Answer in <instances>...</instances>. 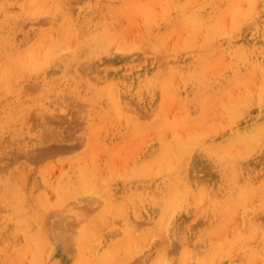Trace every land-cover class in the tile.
<instances>
[{
  "label": "rangeland",
  "instance_id": "1",
  "mask_svg": "<svg viewBox=\"0 0 264 264\" xmlns=\"http://www.w3.org/2000/svg\"><path fill=\"white\" fill-rule=\"evenodd\" d=\"M73 1L0 0V264H22L23 260V264H264V133L256 129L264 119V94L259 99L261 90L264 92V14H261L264 13V0ZM181 1H186L187 6L183 7ZM234 1H239V4ZM233 2L236 8L230 4ZM102 3L107 4L102 6ZM238 19V24L232 23ZM165 45L167 49L163 47ZM220 53L223 54L220 56ZM218 55L220 60L217 59ZM219 61H226L225 65ZM249 71H253L254 76L248 74ZM239 74L249 81L242 77L240 79ZM170 77L176 78V83ZM243 83L247 85H240ZM254 87H257V91ZM224 88L228 89L224 91ZM244 88L250 98L241 91ZM231 93L233 97L236 95L235 98ZM236 93H239L238 96ZM229 97L233 98L232 101ZM223 99L224 103L221 102ZM210 100L213 102L210 103ZM214 123L215 128L212 127ZM221 123H224V127ZM208 124L209 130L206 129ZM201 126L206 127V130ZM245 137L247 140H242ZM53 146H56L57 156L52 155L56 153L55 149L51 152L47 150ZM218 148H221V153ZM44 151L45 155H42L47 157H42L40 152ZM122 157L126 161H122ZM226 157L228 160H225ZM166 159L172 161L168 167ZM120 162H126V166ZM229 169L232 170L230 176ZM234 173L236 176L238 174L240 180L235 178ZM95 175L101 178L96 184ZM203 190L208 194H204ZM194 197L202 202L201 205L197 204ZM54 203H59V209H56ZM163 204L166 209L169 208L166 214L163 212L166 210ZM51 205L55 210L48 209L52 208ZM172 205L174 210H171ZM88 207L91 209H86ZM63 210L64 214H60ZM169 230L171 237L167 232ZM151 232L156 233L154 239ZM33 234H36L35 239ZM165 238L169 240L167 243ZM119 247L122 250L126 248L120 252ZM16 250L23 253L16 254ZM39 251L43 253L44 261ZM27 252L30 256L24 255ZM256 253L258 257L259 254L262 256L258 258ZM214 257H217L216 260ZM131 258L134 263L130 261Z\"/></svg>",
  "mask_w": 264,
  "mask_h": 264
},
{
  "label": "bare ground",
  "instance_id": "2",
  "mask_svg": "<svg viewBox=\"0 0 264 264\" xmlns=\"http://www.w3.org/2000/svg\"><path fill=\"white\" fill-rule=\"evenodd\" d=\"M2 1H3V0H2ZM15 1H16V0H15ZM70 1H71V0H70ZM100 1H101V0H100ZM109 1H110V0H109ZM129 1H130V0H129ZM203 1H204V0H203ZM225 1H226V0H225ZM240 1H242V0H240ZM244 1L247 2V0H244ZM5 2H6V1H5ZM73 2H75V0H74ZM73 2H71V3H73ZM104 2H105V0H104ZM115 2H116V1H115ZM162 2H164V1H162ZM181 2L183 3V7H186V6H187L186 1H181ZM191 2H192V1H191ZM234 2H236V1H234ZM234 2H233V3H230V4H231V5L233 4L232 6H234V4H235ZM246 2H245V3H246ZM75 3H76V2H75ZM108 3H109V2H108ZM113 3H114V2H113ZM119 3H120V2H119ZM146 3H147V2H146ZM149 3H150V2H149ZM171 3H172V2H171ZM187 3H188V1H187ZM200 3H201V2H200ZM200 3H198V4H200ZM202 3H203V2H202ZM222 3H223V2H222ZM236 3L239 4V1H237ZM258 3H259V1H258ZM103 4L105 5V4H107V3H102V6H103ZM115 4H116V3H115ZM223 4H224V3H223ZM240 4H241V3H240ZM52 5H53V4H52ZM70 5H71V4H70ZM74 5H75V4H74ZM78 5H80V4H78ZM142 5H143V4H142ZM192 5H193V4H192ZM235 5H236V4H235ZM244 5H245V4H244ZM256 5H257V4H256ZM256 5H255V7H256ZM258 5H259V4H258ZM16 6H17V5H16ZM83 6H84V5H83ZM138 6H139V5H138ZM161 6H162V5H161ZM164 6H165V5H164ZM173 6H174V5H173ZM240 6H242V5H240ZM251 6H253V5H251ZM25 7H26V5H25ZM104 7H105V6H104ZM118 7H119V6H118ZM135 7H136V6H135ZM139 7H140V6H139ZM255 7H254V10H256ZM257 7H258V6H257ZM71 8H72V7H71ZM162 8H163V7H162ZM234 8H236V7L234 6ZM27 9H28V8H27ZM139 9H140V8H139ZM160 9H161V8H160ZM41 10H42V9H41ZM133 10H135V9H133ZM136 10H137V9H136ZM145 10H146V9H145ZM160 11H161V10H160ZM170 11H171V10H170ZM181 11H183V10H181ZM259 11H260V10H259ZM259 11H258V12H259ZM41 12H43V11H41ZM150 12H151V11H150ZM172 12H173V11H172ZM213 12H214V11H213ZM220 12H221V11H220ZM242 12H243V11H242ZM135 13H136V12H135ZM39 14H40V13H39ZM124 14H125V13H124ZM141 14H142V13H141ZM157 14H158V13H157ZM244 14H245V11H244V13H243V16H244ZM253 14H254V13H253ZM253 14H252V15H253ZM255 14H256V13H255ZM261 14H264V13H261ZM37 15H38V14H37ZM42 15H43V14H42ZM131 15H132V17H133V13H132ZM161 15H162V13H161ZM219 15H220V14H219ZM221 15H222V14H221ZM258 15H259V14H258ZM34 16H35V15H34ZM38 16H39V15H38ZM70 16H71V15H70ZM147 16H148V15H147ZM158 16H159V15H158ZM238 16H239V13H238ZM41 17H42V16H41ZM72 17H73V14H72ZM134 17H136V16H134ZM144 17H146V16H144ZM159 17H160V16H159ZM208 17H209V16H208ZM217 17H218V16H217ZM241 17H242V16H241ZM39 18H40V17H39ZM42 18H43V17H42ZM42 18H41V19H42ZM141 18H142V17H141ZM160 18H161V17H160ZM160 18H159V20H160ZM212 18H213V17H212ZM239 18H240V17H239ZM43 19H44V18H43ZM65 19H66V18H65ZM67 19H68V18H67ZM67 19H66V20H67ZM225 19H226V18H225ZM240 19H241V18H240ZM39 20H40V19H39ZM39 20H38V21H39ZM208 20H209V19H208ZM241 20H242V19H241ZM67 21H68V20H67ZM128 21H129V20H128ZM138 21H139V20H138ZM221 21H222V19H221ZM243 21H244V20H243ZM243 21H242V23H244ZM250 21H251V20H250ZM45 22H46V21H45ZM69 22H71V20H70ZM152 22H153V21H152ZM216 22H217V21H216ZM229 22H230V21H229ZM234 22H235V23H234ZM234 22H232V23H233V24H238V23L240 22V20H239V19H238V20H234ZM47 23H48V22H47ZM140 23H141V21H140ZM156 23H159V22H157V20H156ZM217 23H218V22H217ZM43 24H44V22H43ZM65 24H66V23H65ZM72 24H73V23H72ZM221 24L223 25V23H221ZM229 24H230V23H229ZM229 24H228V25H229ZM247 24H248V23H247ZM247 24H246V26H247ZM68 25L71 26L70 23H67V24H66V26H68ZM149 25H150V23H149ZM153 25H154V24H153ZM181 25H183V24H181ZM244 25H245V23H244ZM24 26H25V25H24ZM72 26H73V25H72ZM75 26H76V25H75ZM151 26H152V25H151ZM217 26H218V25H217ZM220 26H221V25H220ZM233 26H234V25H233ZM61 27H62V26H61ZM154 27H155V25H154ZM187 27H188V26H187ZM189 27H190V26H189ZM203 27H204V26H203ZM241 27H242V25H241ZM139 28H140V27H139ZM152 28H153V27H152ZM185 28H186V27H185ZM228 28H229V27H228ZM242 28H243V27H242ZM244 28H245V27H244ZM52 29H53V28H52ZM52 29H51V30H52ZM218 29H220V27H218ZM226 29H227V28H226ZM48 30H49V29H48ZM68 30H69V29H68ZM125 30H127V29L125 28ZM136 30H138V28H137ZM178 30H179V29H178ZM197 30H198V29H197ZM203 30H204V29H203ZM227 30H228V29H227ZM44 31H45V30H44ZM44 31H43V32H44ZM52 31H53V30H52ZM57 31H58V30H57ZM138 31H139V30H138ZM187 31H188V30H187ZM187 31H186V32H187ZM201 31H202V29H201ZM223 31H224V30H223ZM45 32H47V31H45ZM48 32H49V31H48ZM65 32H66V31H65ZM151 32H152V31H151ZM199 32H200V30H199ZM224 32H225V31H224ZM71 33H72V31H71ZM134 33H135V32H134ZM195 33H196V32H195ZM227 33H229V32H227ZM18 34H19V33H18ZM72 34H74V33H72ZM125 34H126V33H125ZM179 34H180V33H179ZM200 34H202V33H200ZM218 34H219V33L217 32V35H218ZM45 35H46V34H45ZM183 35H184V34H183ZM190 35H191V34H190ZM193 35H194V34H193ZM202 35H203V34H202ZM217 35H216V37H217ZM17 36H18V35H17ZM64 36H65V35H64ZM121 36H122V35H121ZM157 36H158V35H157ZM163 36H164V35H163ZM196 36H197V35H196ZM49 37H50V36H49ZM55 37H56V36H55ZM55 37H54V38H55ZM66 37H67V35H66ZM116 37H117V36H116ZM123 37H124V36H123ZM182 37H183V36H182ZM182 37H181V39H182ZM216 37H215V38H216ZM74 38H75V37H74ZM117 38H119V37H117ZM124 38H125V37H124ZM185 38H186V37H185ZM199 38H200V37H199ZM213 38H214V37H213ZM39 39H40V38H39ZM42 39H43V36H42ZM121 39H122V38H121ZM125 39H126V38H125ZM193 39H195V38L193 37ZM197 39H198V38H197ZM201 39H202V38H201ZM48 40H49V39H48ZM54 40H55V39H54ZM118 40H119V39H118ZM118 40L116 39L115 41H118ZM74 41H75V39H74ZM86 41H87V40H86ZM179 41H180V40H179ZM181 41H182V40H181ZM195 41H196V39H195ZM198 41H199V40H198ZM205 41H207V39H206ZM37 42H38V41H37ZM47 42H48V41H47ZM182 42H183V41H182ZM38 43H39V42H38ZM75 43H76V41H75ZM114 43H115V42H114ZM168 43H169V42H168ZM172 43H173V42H172ZM66 44H67V43H66ZM66 44H65V42H64V45H65V46H67ZM73 44H74V43H73ZM73 44H71V45H73ZM115 44H116V43H115ZM119 44H120V43H119ZM187 44H188V43H187ZM197 44H198V42H197ZM60 45H62V44H60ZM68 45H69V43H68ZM71 45H70V46H71ZM113 45H114V44H113ZM176 45H177V44H176ZM205 45H206V44H205ZM1 46H2V45H1ZM39 46H40V45H39ZM58 46H59V45H58ZM74 46H75V45H74ZM171 46H172V45H171ZM177 46H178V45H177ZM177 46H176V49H177ZM42 47H43V46H42ZM59 47H60V46H59ZM68 47H69V46H67V48H68ZM111 47H112V46H111ZM163 47H166V45L163 46ZM51 48H52V47H51ZM51 48H50V49H51ZM56 48H57V47H56ZM70 48H71V47H70ZM168 48H169V45H168ZM185 48H186V47H185ZM74 49H75V48H74ZM110 49H111V48H110ZM166 49H167V47H166ZM176 49H175V50H176ZM60 50H62V48H61ZM63 50H65V49H63ZM66 50H68V49H66ZM71 50H72V49H71ZM173 50H174V49H173ZM177 50H178V49H177ZM57 51H58V49H57ZM162 51H163V49H162ZM168 51H169V50H168ZM55 52H56V51H55ZM55 52H53V53H55ZM60 52H61V51H60ZM64 52H65V51H64ZM56 53H57V52H56ZM58 54H59V53H58ZM222 54H223V53H222ZM222 54L220 53L219 55L221 56ZM59 55H60V54H59ZM59 55H58V56H59ZM219 55H218V57H217L218 60H220V59H219V58H220ZM55 56H56V55H55ZM214 56H215V55H214ZM225 56H226V54H225ZM18 57H19V56H18ZM22 57H23V56H22ZM223 57H224V55H223L221 58L223 59ZM56 58H57V57H56ZM22 59H23V58H22ZM39 59H40V58H39ZM11 60H12V59H11ZM55 60H56V59H55ZM214 60H215V59H214ZM3 61H4V60H3ZM24 62H25V61H24ZM84 62H85V61H84ZM86 62H88V61H86ZM217 62H218V61H216V63H217ZM219 62H220V61H219ZM221 62H222V61H221ZM221 62H220V63H221ZM224 62H226V61H224ZM224 62L221 63V65H223ZM1 63H2V62H1ZM25 63H27V62H25ZM36 63H37V62H36ZM214 63H215V62H214ZM244 63H245V62H244ZM37 64H38V63H37ZM81 64H83V62H81ZM84 64H85V63H84ZM88 64H89V63H88ZM211 64H212V63H211ZM211 64H210V65H211ZM226 64H227V63H226ZM38 65H39V64H38ZM79 65H80V63H79ZM224 65H225V64H224ZM206 66H207V65H206ZM206 66H205V67H206ZM214 66H215V64H214ZM228 66H229V65H228ZM255 66H256V65H255ZM26 67H27V66H26ZM79 67H80V66H79ZM218 67H219V66H218ZM223 67H224V66H223ZM196 68H197V67H196ZM206 68H207V67H206ZM208 68H210V67H208ZM212 68H213V66H212ZM236 68H237V67H236ZM228 69H229V68H228ZM30 70H31V69H30ZM79 70H80V69H78V71H79ZM206 70H207V72H208V69H206ZM206 70H205V71H206ZM205 71H204V72H205ZM25 72H26V71H25ZM175 72H176V71H175ZM209 72H211V70H209ZM252 72H253V71H252ZM252 72L250 73V71H249L248 74L251 75ZM256 72H257V70H256ZM176 73H177V72H176ZM202 73H203V72H202ZM240 73H241V72H240ZM246 73H247V71H246ZM173 74H174V73H173ZM173 74H172V75H173ZM257 74H258V72H257ZM177 75H178V74H177ZM185 75H186V74H185ZM243 75H245V72H244ZM243 75L241 74V76H240V74H239V77H240V79L243 78V80L246 81V80H247V77H245V76H243ZM246 75H247V74H246ZM252 75H253V74H252ZM175 76H176V75H174L173 77H175ZM253 76H254V75H253ZM176 77L178 78V76H176ZM241 77H242V78H241ZM255 77H256V75H255ZM165 78H167V76H166ZM170 78H171V77H170ZM237 78H238V77H237ZM244 78H246V79H244ZM168 79H169V78H168ZM183 79H184V78H183ZM238 79H239V78H238ZM250 79H251V78H250ZM253 79H254V78H253ZM253 79H252V80H253ZM163 80H164V79H163ZM170 80H171V81H172V80H175V83H176V80H177V79H176V78H174V79L171 78ZM235 80L237 81V79H235ZM171 81H170V82H171ZM201 81H203V80H201ZM241 81H242V80H241ZM241 81H240V82H241ZM245 81H244V82H245ZM248 81H249V80H247V82H248ZM250 81H251V80H250ZM258 81H259V80H258ZM177 82H178V81H177ZM240 82H239V83H240ZM252 82H253V81H252ZM252 82H251V84H252ZM163 83H164V82H163ZM167 83H168V82H167ZM178 83H179V82H178ZM234 83H235V82H234ZM254 83H255V82H254ZM10 84H11V82H10ZM165 84H166V82H165ZM237 84H238V83H237ZM237 84H236V85H237ZM251 84H250V85H251ZM263 84H264V80H263ZM106 85H107V83H106ZM110 85H111V84H110ZM166 85H167V84H166ZM187 85H188V84H187ZM231 85H232V84H231ZM231 85H230V86H231ZM240 85H247V84H246V83H245V84L243 83V84H240ZM248 85H249V84H248ZM253 85H254V84H253ZM108 86H109V85H108ZM111 86H112V85H111ZM238 86H239V84H238ZM251 86H252V85H251ZM251 86H250V87H251ZM254 86H255V85H254ZM105 87H106V86H105ZM109 87H110V86H109ZM172 87H173V86H172ZM186 87H187V86H186ZM223 87H224V86H223ZM228 87H229V86H228ZM250 87H249V88H250ZM165 88H166V87H165ZM165 88H164V89H165ZM254 88H255V87H254ZM254 88H253V89H254ZM256 88H257V87H256ZM256 88H255V89H256ZM111 89H112V88H111ZM173 89H174V88H173ZM177 89H178V88H177ZM222 89H223V88H222ZM224 89H225L224 91H226V89H228V88H224ZM246 89H247V88H246ZM255 89H254V90H255ZM261 89H262V88H261ZM261 89H260V90H261ZM263 89H264V87H263ZM165 90L167 91V89H165ZM239 90H241V89H239ZM243 90H245V88H244ZM243 90H241L243 93H245V94L247 93V94H248V92H247L246 90H245V91H243ZM249 90H250V89H249ZM219 91H220V90H219ZM229 91H230V88H229ZM229 91H228V93H230ZM233 91H234V89H233ZM241 91H240V92H241ZM256 91H257V89H256ZM262 91H263V90H261V96H259V99H261L260 97H262L263 94H264V92H262ZM206 92H207V91H206ZM220 92H221V94H222V93L224 94L223 91H220ZM218 93H219V92H218ZM249 93H252V92H249ZM255 93H256V92H255ZM212 94H213V93H212ZM221 94H220V95H221ZM236 94H237V93H236ZM238 94H239V93H238ZM238 94H237V96H238ZM245 94H244V95H245ZM241 95H242V93H241ZM113 96H114V95H113ZM209 96H210V95H209ZM212 96H213V95H212ZM217 96H218V95H217ZM227 96H229V95H226V97H227ZM231 96L233 97L232 93H231ZM231 96H230V97H231ZM235 96H236V95H235ZM235 96H234L233 98H235ZM242 96H243V95H242ZM214 97H215V94H214ZM214 97H213V100H214ZM226 97H225V98H226ZM230 97H229V99H230ZM240 97H241V96H240ZM244 97H245V96H244ZM248 97L250 98L249 94H248ZM248 97H247V98H248ZM177 98H178V97H177ZM206 98H208V97H206ZM223 98H224V97H223ZM233 98H231V99H233ZM238 98H239V97H238ZM247 98H245V99H247ZM252 98H253V97H252ZM254 98H255V96H254ZM75 99H76V97H75ZM181 99H182V98H181ZM181 99H180V100H181ZM211 99H212V98H211ZM231 99H230V101H232ZM239 99H240V98H239ZM78 100H79V99H78ZM205 100H206V99H205ZM216 100H217V99H216ZM248 100L251 102L250 99H248ZM254 100H255V99H254ZM176 101L178 102V99H176ZM211 101H212V100H210V103H211ZM220 101H221V100H220ZM220 101H219V102H220ZM224 101H225V100L223 99V101H221V102L224 103ZM212 102H213V101H212ZM234 102H235V101H234ZM75 103H79V102H75ZM183 103H184V102H183ZM237 103H238V102H237ZM178 104H179V102H178ZM208 104H209V103H208ZM208 104H207V105H208ZM213 104H214V103H213ZM218 104H221V103H218ZM78 105H79V104H78ZM209 105H210V104H209ZM224 105H225V104H224ZM224 105H223V108H224ZM226 105H227V104H226ZM182 106H183V105H182ZM212 106H213V105H212ZM212 106H211V107H212ZM177 107H178V106H177ZM179 107H180V106H179ZM206 107H207V106H206ZM213 107H214V106H213ZM216 107H217V106H216ZM208 108H210V107H208ZM223 108H222V109H223ZM227 108H228V106H227ZM177 109H178V108H177ZM220 109H221V108H220ZM212 110H213V109H212ZM177 111H178V110H177ZM217 111H218V110H217ZM221 111H222V110H219V112H221ZM175 112H176V111H175ZM179 112H180V111H179ZM183 112H184V111H183ZM213 112H214V111H213ZM219 112H218V113H219ZM222 112H223V111H222ZM210 113H211V112H210ZM214 114H215V113H214ZM179 115H180V114H179ZM179 115H178V117H179ZM201 115H202V114H201ZM215 115H217V114H215ZM215 115H212V116H215ZM172 116H173V114H172ZM164 117L166 118V116H164ZM164 117H163V118H164ZM209 117H210V116H209ZM218 117H219V116H218ZM218 117H217V118H218ZM220 117H221V116H220ZM223 117H224V116H223ZM223 117H222V119H224ZM225 117H226V116H225ZM165 118H164V119H165ZM204 118H205V117H204ZM180 119H181V117H180ZM199 119H200V118H199ZM202 119H203V118H202ZM218 119H219V118H218ZM137 120H138V119H137ZM137 120H136V122H137ZM174 120H175V119H174ZM216 120H217V119L212 120V121L214 122V121H216ZM159 121H160V120H159ZM183 121H184V120H183ZM191 121H192V120H191ZM195 121H196V120H195ZM219 121H220V119H219ZM173 122H174V121H173ZM180 122H181V121H180ZM192 122H193V121H192ZM232 122H233V121H232ZM127 123H129V122H127ZM130 123H131V122H130ZM160 123H161V121H160ZM163 123H164V122H163ZM182 123H183V122H182ZM190 123H191V122H190ZM194 123H195V122H194ZM194 123H193V126H194ZM225 123H226V122H225ZM140 124H141V123H140ZM171 124H172V123H171ZM179 124H180V123H179ZM198 124H200V123H197V125H198ZM218 124L220 125L219 122H218ZM258 124H261V125L256 126V129H257L258 131H263V133H264V125H263V124H264V119L262 120V122L260 121V123H258ZM258 124H257V125H258ZM123 125H124V124H123ZM123 125H122V126H123ZM184 125H185V122H184ZM187 125H188V122H187ZM195 125H196V123H195ZM201 125H202V124H201ZM211 125H213V123H212ZM219 125H218V126H219ZM225 125H226V124H225ZM127 126H129V125H127ZM139 126H140V125H139ZM139 126H138V127H139ZM163 126H164V124H163ZM169 126H170V125H169ZM175 126H176V125H175ZM189 126H191V125H189ZM199 126H200V125H199ZM199 126H197V130H198V127H199ZM208 126H209V124L207 125V128L205 127L207 130H209ZM221 126L224 127V123H223V124L221 123ZM253 126H254V125H253ZM132 127H133V126H132ZM141 127H142V126H141ZM141 127H140V129H141ZM167 127H168V125H167ZM195 127H196V126H195ZM201 127H202V126H201ZM212 127L215 128V123H214V126H212ZM212 127H210V128H212ZM216 127H217V126H216ZM144 128H145V127H144ZM144 128H143V129H144ZM146 128H147V127H146ZM151 128H152V127H151ZM160 128H162V127H160ZM160 128H159V129H160ZM164 128H165V126L163 127V129H164ZM183 128H184V127H183ZM202 128H203V127H202ZM202 128H201V129H202ZM205 128H203V129H205ZM218 128L220 129V127H218ZM225 128H226V127H225ZM225 128H223V130H224ZM163 129H162V130H163ZM175 129H176V128H175ZM206 129H205V130H206ZM212 129H213V128H212ZM216 129H217V128H216ZM244 129H246V128H244ZM248 129H250V128H248ZM55 130H56V129H55ZM91 130H92V129H91ZM132 130H133V129H132ZM132 130H131V131H132ZM136 130H138V129H136ZM136 130H135V131H136ZM146 130H147V129H145V131H146ZM166 130H169V129H166ZM170 130H171V129H170ZM181 130H182V129H181ZM181 130H180V131H181ZM185 130H186V127H185ZM199 130H200V129H199ZM221 130H222V129H221ZM240 130H241V129H240ZM250 130H251V129H250ZM70 131H71V130H70ZM115 131H116V130H115ZM158 131H160V130H158ZM171 131H172V130H171ZM175 131H176V130H175ZM178 131H179V130H178ZM188 131H189V129H188ZM188 131H187V132H188ZM211 131H213V130H211ZM243 131H244V130H243ZM111 132H112V131H111ZM120 132H121V131H120ZM132 132H133V131H132ZM136 132H137V131H136ZM139 132H140V130H139ZM141 132H143V130H142ZM141 132H140V133H141ZM153 132H154V131H153ZM164 132H165V131H164ZM183 132H184V131H183ZM189 132H191V131H189ZM194 132H195V131H194ZM205 132H206V131H205ZM220 132H221V131H220ZM244 132H245V131H244ZM256 132H257V131H256ZM72 133H73V132H72ZM105 133H106V132H105ZM133 133H134V132H133ZM143 133H144V132H143ZM143 133H142V134H143ZM151 133H152V132H151ZM160 133H161V132H160ZM165 133H166V132H165ZM167 133H168V131H167ZM174 133H176V132H174ZM179 133H180V132H179ZM195 133H197V132H195ZM206 133H207V132H206ZM211 133H215V132H211ZM247 133H249V132H247ZM250 133H251V132H250ZM257 133H258V132H257ZM154 134L156 135V133H154ZM172 134H173V133H172ZM176 134H177V133H176ZM181 134H182V133H181ZM187 134H189V133H187ZM190 134H191V133H190ZM192 134H193V132H192ZM236 134H237V133H236ZM243 134H244V133H243ZM251 134H252V133H251ZM53 135H54V134H53ZM71 135H72V134H71ZM73 135H74V134H73ZM73 135H72V136H73ZM110 135H111V134H110ZM116 135H117V134H116ZM136 135H138V134H136ZM146 135H148V133H147ZM159 135H161V134H159ZM184 135H186V134H183V136H184ZM201 135H202V134H201ZM209 135H210V134H209ZM240 135L242 136V134H240ZM240 135H238V136H240ZM244 135H246V134H244ZM247 135H248V134H247ZM262 135H264V134H262ZM62 136H63V135H62ZM67 136H69V135H67ZM138 136H139V135H138ZM138 136H137V137H138ZM144 136H145V135H144ZM149 136H151V134H150ZM197 136H198V134H197ZM203 136H204V135H203ZM238 136H236V137L238 138ZM127 137H128V136H127ZM129 137H130V135H129ZM134 137H135V136H134ZM141 137L144 138L142 135H141ZM157 137H158V136H157ZM170 137H171V136H170ZM201 137H202V136H201ZM75 138H76V137H75ZM93 138H94V136H93ZM93 138H92V139H93ZM96 138H97V137H96ZM145 138H146V137H145ZM180 138H182V137H180ZM183 138H184V137H183ZM234 138H235V137H234ZM240 138H241V137H240ZM240 138H238V139H240ZM245 138H246V137H245ZM245 138H243L242 140H247V138H246V139H245ZM70 139H72V138L70 137ZM99 139H100V138H99ZM125 139H126V138H125ZM130 139H132V138H130ZM135 139H136V138H135ZM169 139H170V138H169ZM138 140L140 141V138H138ZM144 140H145V139H144ZM124 141H125V140H124ZM124 141H122V142L124 143ZM127 141H128V140H127ZM132 141H133V140H132ZM178 141H180V140H178ZM183 141H184V139H183ZM186 141H187V140H186ZM83 142H84V141H83ZM92 142H93V141H92ZM190 142H191V141H190ZM117 143H118V142H117ZM123 143H122V144H123ZM152 143H153V142H152ZM181 143H182V142H181ZM198 143H199V142H198ZM244 143H246V142H244ZM84 144H85V143H84ZM103 144H104V143H102V145H103ZM124 144H125V143H124ZM133 144H135V143L133 142ZM178 144H179V142H178ZM59 145H60V142H59ZM86 145H87V144H86ZM119 145H120V144H119ZM135 145H136V144H135ZM179 145H180V144H179ZM202 145H203V144H202ZM103 146H105V145H103ZM123 146L125 147L126 145H123ZM129 146L131 147L132 144L129 145ZM173 146H174V145H173ZM217 146H218V145H217ZM226 146L228 147V145H226ZM241 146H242V145H241ZM130 147H128L127 149L130 150V149H129ZM181 147H182V146H181ZM219 147H221V146H219ZM232 147L234 148V146H232ZM242 147H243V146H242ZM95 148H96V147H95ZM101 148H102V147H101ZM150 148H151V147H150ZM175 148H176V147H175ZM195 148H197V147H195ZM223 148H224V147H223ZM223 148H222V149H223ZM225 148H226V147H225ZM230 148H231V147H230ZM237 148H239V147H237ZM237 148H236V149H237ZM240 148H241V147H240ZM54 149H55L54 152H56V153H55V154H52V153H54V152H52L51 154H52L53 156H54V155L57 156L56 146H55V147L53 146L52 148H48L47 150H50V152H51V151L54 150ZM106 149H107V148H106ZM117 149H118V146H117ZM173 149H174V148H173ZM220 149H221V148H220ZM220 149L218 148V150H220ZM227 149H228V148H227ZM234 149H235V148H234ZM234 149H233V150H234ZM242 149H243V148H242ZM60 150H61V149H60ZM114 150H115V149H114ZM120 150H121V149H120ZM161 150H162V149H161ZM71 151H72V149H71ZM71 151H70V152H71ZM95 151H96V150H95ZM99 151H100V149H99ZM103 151H105V150L103 149ZM123 151H124V150H123ZM173 151H174V150H173ZM173 151H172V152H173ZM192 151H193V150H192ZM223 151H224V150H223ZM223 151H222V152H223ZM231 151H232V150H231ZM35 152H36V151H35ZM68 152H69V151H68ZM84 152H85V151H84ZM84 152H83V153H84ZM105 152H107V151H105ZM162 152H163V151H162ZM228 152H229V149H228V151H227L226 153L228 154ZM232 152H233V151H232ZM232 152H231V154H232ZM234 152H236V151H234ZM238 152H239V151H238ZM242 152H243V151H242ZM40 153H41V155H42V154L45 155V151H44V153H42V152H40ZM48 153H49V151H48ZM48 153H47V154H48ZM119 153H120V151L118 152V154H119ZM126 153L128 154V152H126ZM164 153H165V152H163V154H164ZM189 153H191V152H189ZM220 153H221V150H220ZM226 153H225V155H226ZM36 154H37V153H36ZM49 154H50V153H49ZM95 154H96V153H95ZM103 154H104V153H103ZM115 154H116V151H115L114 154H112V157H113V155L115 156ZM127 154H126V155H127ZM163 154H162V155H163ZM215 154H216V153H215ZM231 154H230V156H231ZM39 155H40V154H39ZM44 155H42V157H43ZM52 155H51V156H52ZM85 155H87V154L85 153ZM128 155H129V154H128ZM173 155H174V154H173ZM176 155H178V154H176ZM220 155H221V154H220ZM236 155H237V154H236ZM34 156H35V155H34ZM34 156H33V157H34ZM49 156H50V155H49ZM79 156L83 157V155H79ZM120 156H122V155H120ZM165 156H166V155H165ZM233 156H234V155H233ZM31 157H32V155H31ZM31 157H30V158H31ZM35 157L37 158V155H36ZM40 157H41V156H40ZM44 157H47V155L44 156ZM74 157H76V156H74ZM88 157H89V156H88ZM97 157H98V156H97ZM117 157L119 158V156H117ZM123 157H125L124 154H123ZM123 157H122V158H123ZM163 157H164V156H163ZM239 157H240V156H239ZM28 158H29V157H28ZM36 158H35V159H36ZM69 158H70V157H69ZM69 158H68V159H69ZM84 158H85V157H84ZM86 158H87V157H86ZM115 158H116V157H115ZM154 158H155V157H154ZM157 158H158V156H157ZM168 158H169V157H168ZM174 158H175V157H174ZM227 158H228V157H226L225 160H228ZM231 158H232V157H231ZM31 159H32V158H31ZM31 159H30V160H31ZM42 159H43V158H42ZM42 159H40V160H42ZM61 159H62V158H61ZM61 159H60V160H61ZM81 159H82V158H81ZM94 159H95V158H94ZM101 159H102V157H101ZM119 159H120V158H119ZM158 159H159V162H160V158H158ZM163 159H164V158H163ZM170 159H172V158H170ZM223 159H224V158H223ZM38 160H39V158H38ZM89 160H90V159H89ZM98 160H99V159H98ZM98 160H97V161H98ZM115 160H116V159H115ZM123 160L126 161L125 158H123L122 161H123ZM151 160H152V159H151ZM168 160H169V159H168ZM219 160H220V159H219ZM225 160H224V161H225ZM234 160H235V159H234ZM20 161H21V160H20ZM33 161H34V160H33ZM36 161H37V160H36ZM73 161H74V158H73ZM86 161H87V160H86ZM99 161H100V160H99ZM103 161H104V160H103ZM148 161L150 162V159H149ZM154 161H155V159H154ZM166 161H167V159H166ZM166 161H165V162H166ZM170 161H171V160H170ZM170 161H167L168 164H169V165H168V164L166 163V164H167V165H166L167 167L170 166ZM220 161H221V160H220ZM231 161H232V160H231ZM57 162H58V161H57ZM69 162H70V160H69ZM69 162H68V163H69ZM88 162H89V161H88ZM118 162H119V161H118ZM145 162H146V160H145ZM157 162H158V160H157ZM171 162H172V161H171ZM227 162H228V161H227ZM62 163H63V162H62ZM79 163H80V162H79ZM83 163H86V162H83ZM89 163H90V162H89ZM104 163H105V162H104ZM106 163H108V162L106 161ZM115 163H116V162H115ZM127 163H128V162H127ZM155 163H156V162H155ZM155 163H154V164H155ZM220 163H222V162H220ZM48 164H50V163H48ZM48 164H47V166H48ZM63 164H64V163H63ZM92 164H93V163H92ZM110 164L112 165V163H110ZM110 164H109V165H110ZM120 164H122V163L120 162ZM123 164L125 165L126 162H124ZM123 164H122V165H123ZM143 164H144V163H143ZM145 164H146V163H145ZM160 164H161V163H160ZM234 164H235V163H234ZM0 165H1V163H0ZM20 165H21V164H20ZM77 165H78V164H77ZM99 165H100V164H99ZM118 165H119V163H118ZM147 165H148V163H147ZM149 165H150V164H149ZM155 165H157V164H155ZM161 165H162V164H161ZM171 165H172V164H171ZM11 166H12V165H11ZM53 166H54V165H53ZM53 166H52V167H53ZM60 166H63V165H60ZM69 166H70V165H69ZM82 166H83V165H82ZM82 166H81V167H82ZM90 166H91V165H90ZM90 166H88V167H90ZM115 166H116V165H115ZM115 166H114V167H115ZM125 166H126V165H125ZM172 166H173V165H172ZM33 167H34V166H33ZM57 167H58V165H57ZM57 167H56V168H57ZM64 167H65V166H64ZM67 167H68V165H67ZM100 167H101V166H100ZM100 167H99V168H100ZM106 167H107V166H106ZM106 167H105V169H106ZM117 167H118V166H117ZM117 167H116V168H117ZM120 167H121V166H120ZM144 167H145V166H144ZM150 167H152V166H150ZM155 167H157V166H155ZM158 167H159V165H158ZM160 167L162 168L163 166H160ZM227 167H228V165H227ZM7 168H8V167H7ZM7 168H6V169H7ZM45 168H46V167H45ZM69 168H71V167H69ZM108 168H109V166H108ZM108 168H107V169H108ZM110 168H111V166H110ZM116 168H115V169H116ZM121 168H122V167H121ZM124 168H125V167H124ZM141 168H142V167H141ZM148 168H149V167H148ZM153 168H154V165H153ZM233 168H234V167H233ZM29 169H31V168H29ZM53 169H54V168H53ZM58 169H59V168H58ZM62 169H63V168H62ZM62 169H61L60 171H62ZM73 169H74V168H73ZM96 169H97V168H96ZM96 169H95V170H96ZM122 169H123V168H122ZM142 169L144 170V168H142ZM166 169H168V168H166ZM235 169H237V168H235ZM64 170H65V169H64ZM75 170H76V169H75ZM87 170H88V169H87ZM95 170H94V174H95ZM117 170H118V169H117ZM117 170H115V171H117ZM145 170H146V168H145ZM168 170H169V169H168ZM217 170H218V169H217ZM46 171H47V169H46ZM58 171H59V170H58ZM60 171H59V172H60ZM69 171H70V170H69ZM69 171H68V172H69ZM101 171H102V170H101ZM105 171H106V170H105ZM109 171H110V170H109ZM115 171H114V172H115ZM120 171H121V170H120ZM140 171H141V170H140ZM148 171H149V170H148ZM155 171H158V170L155 169ZM169 171H170V170H169ZM222 171H223V169H222ZM231 171H232V170H231ZM231 171H230V169H229V172L227 171V172H228V176H230L229 174L231 173ZM96 172H98V171H96ZM123 172H124V171H123ZM227 172H226V173H227ZM237 172H239V170H238ZM47 173H48V172H47ZM49 173H50V172H49ZM54 173H55V172H54ZM56 173H57V172H56ZM56 173H55V175H56ZM103 173H104V172H103ZM105 173H106V172H105ZM132 173H133V172H132ZM134 173H135V171H134ZM142 173H143V172H142ZM45 174H46V173H45ZM51 174H53V173H51ZM51 174H50V175H51ZM57 174H58V173H57ZM107 174H108V172H107ZM107 174H106V177H107ZM109 174L111 175V173H109ZM116 174H118V171H117ZM152 174H153V173H152ZM235 174H236V173H234V175H235ZM20 175H21V173H20ZM55 175H54V176H55ZM83 175H84V174H83ZM92 175H93V174H92ZM98 175H99V174H98ZM234 175H233V177H234ZM25 176H26V175H25ZM45 176H46V175H45ZM48 176H49V175H48ZM70 176H71V174H70ZM99 176H101V175H99ZM151 176H152V175H151ZM221 176H222V175H221ZM231 176H232V175H231ZM52 177H53V176H52ZM64 177H65V176H64ZM93 177H94V176H93ZM95 177L97 178V175H95ZM101 177H102V176H101ZM106 177H104V179H105ZM109 177H110V176H109ZM239 177H240V176H239ZM14 178H15V177H14ZM23 178H24V177H23ZM26 178H27V177H26ZM28 178H29V176H28ZM45 178H46V177H45ZM45 178H44V179H45ZM48 178H49V177H48ZM48 178H47V179H48ZM54 178H55V177H54ZM70 178H71V177H70ZM80 178H81V176H80ZM89 178H90V177H89ZM96 178H95V179H96ZM112 178H113V177H112ZM219 178H220V177H219ZM235 178H236V179L238 178V174H237V176L235 175ZM243 178H244V177H243ZM51 179H52V178H51ZM83 179H84L83 182H85V178H83ZM83 179H82V180H83ZM99 179L101 180L100 177H99ZM99 179L97 178V180H95V184H96V181H98ZM113 179H115V177H114ZM113 179H112V180H113ZM183 179H184V177H183ZM222 179H223V178H222ZM227 179H228V177H227ZM233 179H234V178H233ZM238 179H239V178H238ZM74 180H75V179H74ZM82 180H81V181H82ZM217 180H218V179H217ZM239 180H240V179H239ZM21 181H23V179H22ZM32 181H33V180H32ZM61 181H62V180H61ZM81 181H80V182H81ZM87 181H88V180H87ZM104 181H105V180H104ZM104 181H102V183H103ZM181 181H182V179H181ZM187 181H188V179H187ZM49 182H50V180H49ZM77 182H78V181H77ZM83 182H82V183H83ZM188 182H190V181H188ZM5 183H6V182H5ZM45 183H46V182H45ZM51 183L53 184V182H51ZM51 183H50V184H51ZM85 183H86V182H85ZM92 183H94V182L91 181V184H92ZM100 183H101V182H100ZM182 183H183V182H182ZM240 183H241V182H240ZM21 184H22V183H21ZM26 184H27V181H26ZM48 184H49V183H48ZM61 184H62V183H61ZM67 184H68V183H67ZM91 184H90V185H91ZM237 184H239V183L237 182ZM34 185H35V184H34ZM74 185H75V184H74ZM78 185H79V182H78ZM87 185H88V182H87ZM92 185H93V184H92ZM183 185H184V184H183ZM29 186H30V185H29ZM51 186H52V185H51ZM54 186H55V185H54ZM54 186H53V187H54ZM59 186H60V185H59ZM95 186H98V187H99V185H95ZM184 186H185V185H184ZM4 187H5V186H4ZM34 187H35V186H34ZM70 187H71V185H70ZM185 187H186V186H185ZM23 188H24V187H23ZM30 188H31V187H30ZM46 188H47V187H46ZM83 188H84V187H83ZM90 188H91V186H90ZM174 188H175V187H174ZM176 188H177V186H176ZM205 188H206V187H205ZM253 188H254V187H253ZM20 189H21V188H20ZM59 189H60V187H59ZM78 189H80V188L78 187ZM78 189H77V190H78ZM236 189H237V188H236ZM260 189H261V188H260ZM262 189H263V188H262ZM84 190H85V188H84ZM177 190H178V189H177ZM200 190H201V189H200ZM253 190H254V189H253ZM60 191H61V190H60ZM79 191H80V190H79ZM89 191H90V190H89ZM173 191H174V190H173ZM203 191H204V194H206L207 191H205V190H203ZM255 191H256V190H255ZM10 192H11V190H10ZM16 192H17V191H16ZM40 192L43 194L42 191H39V193H40ZM84 192H85V191H84ZM175 192H176V191H175ZM260 192H261V191H260ZM87 193H88V192H87ZM105 193H106V192H105ZM161 193H162V192H161ZM172 193H173V192H172ZM202 193H203V192H202ZM202 193H201V194H202ZM241 193H242V192H241ZM18 194H19V193H18ZM18 194H16L15 196L17 197ZM20 194H22V193H20ZM57 194H58V193H57ZM82 194L84 195V193H82ZM98 194H99V193H98ZM168 194H169V193H168ZM175 194H176V193H174V195H175ZM207 194H208V193H207ZM207 194H206V195H207ZM217 194H219V193H217ZM45 195H46V194H45ZM83 195H80V196H83ZM101 195H102V194H101ZM206 195H202V196L205 198ZM244 195H246V194L244 193ZM160 196H161V195H160ZM199 196H200V194H199ZM202 196H201V197H202ZM208 196H209V195H208ZM257 196H258V195H257ZM4 197H5V196H4ZM18 197H19V196H18ZM20 197H21V196H20ZM36 197H37V196H36ZM135 197H136V196H135ZM206 197H207V196H206ZM239 197H240V196H239ZM249 197H250V196H249ZM13 198H14V197H12V201H13ZM184 198H185V197H184ZM194 198H196V197H194ZM204 198H203V199H204ZM213 198H214V197H213ZM240 198H242V197H240ZM39 199H40V198H39ZM39 199L37 198V200H39ZM52 199H53V198H52ZM57 199H58V198H57ZM165 199H166V198H165ZM176 199H177V197H175V200H176ZM188 199H189V198H188ZM255 199H256V198H255ZM255 199H252V201H254ZM15 200H16V199H15ZM17 200H18V199H17ZM42 200H43V199H42ZM59 200H60V199H59ZM175 200L172 199L173 202H174ZM182 200L184 201V199H182ZM204 200H206V199H204ZM245 200H247L246 197H245ZM250 200H251V199H250ZM39 201H40V200H39ZM44 201H45V200H44ZM46 201H47V200H46ZM83 201H84V200H83ZM158 201H159V200H158ZM196 201H197V198H196ZM201 201H202V199H201ZM206 201H207V200H206ZM248 201H249V199H248ZM248 201H247V202H248ZM10 202H11V201H10ZM60 202H61V201H60ZM79 202H80V201H79ZM156 202H157V201H156ZM165 202H166V201H165ZM176 202H177V201H176ZM197 202H198V201H197ZM222 202H223V201H222ZM247 202H246V203H247ZM45 203H46V202H45ZM56 203H57V202H56ZM56 203H54V204H56ZM150 203H151V202H150ZM178 203H180V202H178ZM201 203H202V202L199 201L197 204H198V205H201ZM204 203H207V202H204ZM204 203H203V204H204ZM237 203H238V202H237ZM8 204H9V203H8ZM54 204H53V205H54ZM84 204H85V203H84ZM123 204H124V203H123ZM126 204H127V202H126ZM175 204H176V203H175ZM180 204H181V203H180ZM197 204H195V205H197ZM213 204H214V202H213ZM229 204H230V203H229ZM229 204H228V205H229ZM252 204H253V202H252ZM41 205H42V204H41ZM45 205H47V204H44V205H42V206H45ZM57 205H59V203L56 204V206H55L56 209H59ZM164 205H165V204H163V206H164ZM176 205H177V204H176ZM181 205H182V204H181ZM245 205H246V204H245ZM247 205H249V204L247 203ZM122 206H123V205H122ZM204 206H205V205H204ZM231 206H232V205H231ZM231 206H230V207H231ZM240 206H241V205H240ZM243 206H244V205H243ZM256 206H257V205H256ZM50 207H52V205H51ZM167 207H169V206H167ZM261 207H263V206H261ZM80 208H81V207H78V209H80ZM95 208H97V207H95ZM95 208H94V209H95ZM98 208H99V207H98ZM98 208H97V209H98ZM123 208H125V207H123ZM126 208H127V207H126ZM163 208H164V207H162V210H163ZM175 208H176V206H175ZM238 208H239V207H238ZM238 208H237V210H238ZM263 208H264V207H263ZM32 209H33V208H32ZM48 209H54V207H52V208H48ZM60 209H61V208H60ZM81 209H82V208H81ZM83 209H84V208H83ZM86 209L89 210V209H91V208L88 207V208H86ZM94 209H92V210H94ZM118 209H119V206H118V208H117V211H118ZM120 209H122V207H121ZM165 209H166V205H165ZM167 209H169V208H167ZM167 209L164 210L163 212L167 211ZM172 209L174 210L173 205H172L171 210H172ZM227 209H228V208H227ZM229 209H230V208H229ZM249 209H250V208H249ZM30 210H31V209H30ZM54 210H55V209H54ZM104 210H106V209H104ZM123 210H124V209H123ZM171 210H170V212H171ZM234 210H236V209H234ZM237 210H236L235 212H237ZM56 211H57V210H56ZM69 211H70V210H69ZM69 211H68V212H69ZM79 211H80V210H79ZM82 211H83V210H82ZM120 211H121V210H120ZM223 211H224V210H223ZM231 211H232V210H231ZM26 212H27V211H26ZM26 212H25V213H26ZM51 212L53 213V210H51ZM51 212H49V214H52ZM54 212H55V211H54ZM63 212H64V210L62 211V213L60 212V214H64ZM90 212H92V211H90ZM90 212H89V214H90ZM107 212H108V211H107ZM107 212H106V213H107ZM123 212H124V211H123ZM160 212H161V209H160ZM163 212H162V215H163ZM233 212H234V211H233ZM235 212H234V213H235ZM239 212H240V211H239ZM55 213H56V212H55ZM70 213H71V212H70ZM100 213H101V211H100ZM173 213H174V211H173ZM173 213H172V214H173ZM19 214H20V213H19ZM39 214H40V213H39ZM53 214H54V213H53ZM57 214H58V212H57ZM65 214H66V213H65ZM67 214H69V213H67ZM81 214H84V213H81ZM86 214H87V213H86ZM89 214H88V215H89ZM91 214H92V213H91ZM104 214H105V213H104ZM165 214H166V212H165ZM239 214H240V213H239ZM42 215H43V214H42ZM47 215H48V212H47L46 216H47ZM72 215H73V212H72ZM75 215H76V214H75ZM75 215H74V216H75ZM100 215H101V214H100ZM122 215H123V214H122ZM162 215H161V216H162ZM215 215H216V214H215ZM233 215H234V214H232V216H233ZM40 216H41V215H40ZM43 216H45V215H43ZM43 216H41V217H43ZM46 216H45V218H46ZM61 216H62V215H61ZM76 216H77V215H76ZM82 216H84V215H82ZM86 216H87V215H86ZM117 216H118V215H117ZM168 216H171V217H172V215H168ZM228 216H229V215H228ZM237 216H238V214H237ZM38 217H39V216H38ZM50 217H51V216H50ZM52 217H53V216H52ZM72 217H73V216H72ZM98 217H99V216H98ZM106 217H107V216H106ZM118 217H119V216H118ZM164 217H165V216H164ZM235 217H236V216H235ZM39 218H40V217H39ZM43 218H44V217H43ZM45 218H44V219H45ZM73 218L75 219V217H73ZM82 218H83V217H82ZM84 218H85V216H84ZM86 218H87V217H86ZM160 218H161V217H160ZM167 218H170V217H167ZM172 218H173V217H172ZM226 218H227V217H226ZM236 218H237V217H236ZM41 219H42V218H41ZM128 219H130V218H128ZM164 219H166V218H164ZM170 219H171V218H170ZM232 219H233V218L231 217V220H232ZM49 220H50V219H49ZM64 220H65V219H64ZM87 220H88V219H87ZM144 220H145V219H144ZM162 220H163V219H162ZM235 220H236V219H235ZM237 220H238V218H237ZM37 221H38V219H37ZM45 221H46V220H45ZM62 221H63V216H62ZM62 221H61V222H62ZM115 221H117V220H115ZM130 221H131V220H130ZM160 221H161V220H160ZM160 221H157V222H159V224H160ZM171 221H172V220H171ZM23 222H24V221H23ZM40 222H41V221H40ZM50 222H51V221H50ZM58 222H59V221H58ZM67 222H69V221L67 220ZM67 222H66V223H67ZM139 222H140V221H139ZM162 222H164V221H162ZM43 223H44V222H43ZM47 223H48V220H47ZM105 223H106V222H105ZM117 223H119V219H118V222H117ZM140 223H141V222H140ZM149 223H150V222H149ZM165 223H166V221H165ZM167 223H168V222H167ZM223 223H225V222L223 221ZM223 223H222V224H223ZM227 223H228V222H227ZM22 224H23V223H22ZM29 224H30V223H29ZM38 224H39V223H38ZM55 224H56V222H55ZM59 224H60V223H59ZM61 224H62V223H61ZM73 224H74V223H73ZM88 224H89V222H88ZM130 224H132V223H130ZM144 224H145V223H144ZM151 224H152V223H151ZM172 224H173V223H172ZM228 224H230V223H228ZM42 225H43V224H42ZM49 225H50V224H49ZM56 225H57V224H56ZM74 225H75V224H74ZM80 225H81V224H80ZM108 225H109V224H108ZM140 225H141V224H140ZM142 225H143V224H142ZM155 225H156V224H155ZM163 225H164V224H163ZM167 225H168V224H167ZM225 225H226V224H225ZM232 225H233V224H232ZM21 226H22V225H21ZM29 226H30V225H29ZM66 226H68V225H66ZM69 226H71V225H69ZM72 226H73V225H72ZM122 226H124V225H122ZM131 226H132V225H131ZM261 226H262V225H261ZM42 227H43V226H42ZM42 227H41V228H42ZM48 227H49V226H48ZM51 227L53 228V225H51ZM57 227H58V226H56V228H57ZM63 227H64V226H63ZM73 227H74V226H73ZM73 227H72V228H73ZM157 227H158V226H157ZM160 227H161V226H160ZM26 228H27V227H26ZM61 228H62V227H61ZM66 228H67V227H66ZM124 228H125V227H124ZM124 228H123V230H125ZM126 228H127V227H126ZM170 228H172V227H170ZM206 228H207V227H206ZM21 229H22V228H21ZM48 229H49V228H48ZM48 229H46V230H48ZM68 229H69V228H68ZM74 229H75V228H74ZM118 229H119V228H118ZM121 229H122V228H121ZM150 229H151V227H150ZM150 229H149V231H150ZM159 229H160V228H159ZM226 229H227V228H226ZM226 229H225V230H226ZM228 229H229V228H228ZM18 230H20V228H19ZM81 230H82V229H81ZM103 230H105V229H103ZM116 230H117V229H116ZM126 230H127V229H126ZM134 230H135V228L133 229V231H134ZM145 230H146V229H145ZM163 230H164V226H163ZM165 230H166V229H165ZM171 230H172V229H171ZM26 231H27V230H26ZM114 231H115V230H114ZM129 231L131 232L130 229H129ZM147 231H148V230H147ZM155 231H156V230H154V232H155ZM161 231H162V230H161ZM196 231H197V230H196ZM228 231H230V230H228ZM235 231H236V230H235ZM72 232H74V231H72ZM77 232H78V231H77ZM116 232H117V231H116ZM125 232H126V231H125ZM136 232H137V231H136ZM167 232H169L168 234L170 235V233H171L170 230L167 231ZM230 232H231V231H230ZM232 232H233V231H232ZM27 233H28V232H27ZM41 233H42V232H41ZM43 233H45V231H44ZM43 233H42V234H43ZM80 233H81V232H80ZM105 233H106V232H105ZM128 233H129V232H128ZM134 233H135V232H134ZM151 233H152V235H153V236H152V238H153V237H154V234L156 235V233H154V234H153V232H151ZM158 233H159V232H158ZM163 233H164V232H163ZM205 233H206V232H205ZM215 233H216V232H215ZM219 233H220V234H219ZM219 233H218V237L221 235V232H219ZM225 233H226V232H224L223 234H225ZM36 234H37V233H36ZM36 234H35V236H36ZM42 234H40V235H42ZM52 234H53V232H52ZM121 234H122V233H121ZM144 234H147V233H144ZM258 234H259V233H258ZM29 235L32 236L31 233H30ZM29 235H27V236L29 237ZM45 235H48V234L45 233ZM77 235H78V234H77ZM109 235H110V234H109ZM165 235H166V234H165ZM165 235H164V236H165ZM227 235H228V234H227ZM237 235H238V234H237ZM35 236H34V234H33L34 239H35ZM136 236H137V235H136ZM157 236H159V235H157ZM160 236H161V235H160ZM166 236H167V235H166ZM166 236H165V237H166ZM39 237H40V236H39ZM41 237H42V236H41ZM41 237H40V238H41ZM110 237H111V236H110ZM123 237H125V236H123ZM132 237H133V236H132ZM132 237H131V238H132ZM139 237H140V236H139ZM139 237H138V239H139ZM144 237H145V236L143 235V239H144ZM147 237H148V236H147ZM147 237H146V238H147ZM170 237H171V235H170ZM212 237H213V236H212ZM44 238H45V237H44ZM47 238H48V237H47ZM83 238H84V237H83ZM152 238H150V239L152 240ZM219 238H220V237H219ZM221 238H222V237H221ZM235 238H237V237L235 236ZM239 238H240V237H239ZM241 238H242V237H241ZM248 238H249V237H248ZM256 238H257V237H256ZM22 239H23V238H22ZM51 239H52V238H51ZM53 239H54V238H53ZM61 239H62V238H61ZM68 239H69V238H68ZM153 239H154V238H153ZM170 239H172V238H170ZM229 239H230V238H229ZM229 239H228V240H229ZM244 239H245V238H244ZM26 240H28V239H26ZM45 240H46V239H45ZM47 240H48V239H47ZM49 240H50V239H49ZM65 240H66V239H65ZM91 240H92V239H91ZM106 240H107V239H106ZM123 240H124V238H123ZM133 240H134V239H133ZM135 240L137 241V238H136ZM147 240H148V239H147ZM151 240H150V242L153 241V240H152V241H151ZM165 240H166V238H165ZM241 240H242V239H241ZM245 240H246V239H245ZM11 241H12V240H11ZM35 241H36V240H34V242H35ZM40 241H43V240H40ZM66 241H67V240H66ZM139 241H141V240H139ZM163 241H164V240H163ZM167 241H169V240H166V243H167ZM170 241H171V240H170ZM30 242H31V241H30ZM49 242H50V241H49ZM51 242H52V241H51ZM53 242H55V241H53ZM117 242H118V241H117ZM123 242H124V241H123ZM131 242H132V241H131ZM144 242H145V241H144ZM147 242H148V241H147ZM150 242H148L149 246H150ZM232 242H233V241H232ZM236 242H237V241H236ZM245 242H246V241H245ZM44 243H46V241H44ZM44 243H43V244H44ZM68 243H69V242H68ZM125 243H126V241H125ZM27 244H28V246L30 245L29 243H27ZM47 244H48V243H47ZM50 244H52V243H50ZM128 244H130V243H128ZM136 244H137V243H135V245H136ZM245 244H246V243H245ZM23 245L25 246V243H24ZM40 245H41V242H40ZM44 245H45V244H44ZM53 245H54V244H53ZM145 245H146V244H145ZM166 245H167V244H166ZM168 245H169V244H168ZM201 245H202V244H201ZM24 246H23V247H24ZM30 246H31V245H30ZM54 246H55V245H54ZM69 246H70V245H69ZM129 246H130V245H129ZM132 246H133V245H132ZM132 246H131V247H132ZM149 246H147V247L149 248ZM161 246H162V244H161ZM177 246H178V245H177ZM234 246H235V245H234ZM236 246H237V245H236ZM254 246H255V245H254ZM14 247H15V246H14ZM14 247H12V248H14ZM20 247H21V246H20ZM37 247H39L38 244H37ZM43 247H44V246H43ZM51 247H52V245H51ZM81 247H82V245H81ZM131 247H130V248H131ZM150 247H151V246H150ZM166 247H167V246H166ZM175 247H176V246H175ZM223 247H224V246H223ZM232 247H233V245H232ZM18 248H19V247H18ZM18 248L16 247L17 250H18ZM27 248H28V247H27ZM41 248H42V247H41ZM41 248H39V250H40ZM49 248H50V247H49ZM73 248H74V247H73ZM82 248H83V247H82ZM125 248H126V247H125ZM125 248H124V249H125ZM153 248H154V247H153ZM168 248H169V246H168ZM168 248H167V249H168ZM170 248H173V247H170ZM170 248H169V249H170ZM176 248H177V247H176ZM178 248H179V247H178ZM224 248H225V247H224ZM19 249H20V248H19ZM24 249H25V248H24ZM24 249H23V250H24ZM32 249H33V248H32ZM43 249H45V247H44ZM43 249H42V251H43ZM52 249H53V247H52ZM52 249H51V254H52V252H53ZM70 249H71V248H70ZM70 249H69V250H70ZM78 249H79V247H78ZM106 249H107V248H106ZM117 249H118V248H117ZM119 249H120V252L124 250V249L122 250L120 247H119ZM144 249H145V248H144ZM169 249H168V250H169ZM181 249H182V248H181ZM186 249H187V248H186ZM17 250L15 251L16 254H17V253H20V254L23 253L22 251L17 252ZM21 250H22V249H21ZM27 250H28V249H27ZM54 250H55V249H54ZM57 250H58V249H57ZM69 250H68V251H69ZM132 250H133V248H132ZM164 250H165V249H164ZM173 250H174V248H173ZM182 250H183V249H182ZM215 250H216V249H215ZM217 250H218V249H217ZM219 250H221V249H219ZM223 250H224V249H223ZM227 250H228V249H227ZM233 250H234V249H233ZM244 250H245V249H244ZM12 251H14V249H13ZM12 251H11V252H12ZM68 251H67V252H68ZM74 251H75V250H74ZM82 251H83V249H82ZM82 251H81V252H82ZM108 251H109V250H108ZM138 251H139V250H138ZM170 251H171V250H170ZM186 251H187V250H186ZM228 251H230V249H229ZM15 252H12V253H14V255H15ZM24 252H26V251H24ZM35 252L37 253V251H35ZM79 252H80V250H79ZM85 252H86V250H85ZM120 252H119V253H120ZM126 252H127V251H126ZM131 252H132V251H131ZM139 252H140V251H139ZM141 252H142V251H141ZM163 252H165V251H163ZM166 252H167V251H166ZM173 252H175V251H173ZM177 252H178V251H177ZM177 252H176V253H177ZM181 252H182V251H181ZM187 252L189 253V248H188V251H187ZM208 252H209V251H208ZM217 252H218V251H217ZM36 253H35V255L37 256ZM39 253H41V255L43 254V253L40 252V251H39ZM39 253H38V254H39ZM108 253H109V252H108ZM132 253H133V252H132ZM136 253H137V252H136ZM170 253H172V252H170ZM215 253H216V251H215ZM236 253H237V252H236ZM254 253H255V252H254ZM8 254H9V253H8ZM25 254H28V255L30 256V253H28V252H27V253H24V255H25ZM44 254H45V250H44ZM49 254H50V253H49ZM78 254H79V256L81 255L80 253H78ZM106 254H107V251H106L105 255H106ZM112 254H113V252H112ZM133 254H134V253H133ZM138 254H139V253H138ZM138 254H137V255H138ZM141 254H142V253H141ZM217 254H219V252H218ZM257 254H258V253H256V256L258 257ZM9 255H11V254H9ZM9 255H8V256H9ZM18 255H19V254H18ZM41 255H38V257H40ZM85 255H86V254H85ZM87 255H88V254H87ZM105 255H102V256L104 257ZM109 255H110V254H109ZM127 255H128V254H127ZM134 255H135V254H134ZM165 255H166V254H165ZM168 255H169V254H168ZM214 255H216V254H214ZM224 255H225V254H224ZM260 255L262 256V254H259V257H258V258H260ZM16 256H17V255H16ZM43 256H44V255H42V259H41L42 261H44ZM45 256H46V255H45ZM160 256L162 257L161 254H160ZM160 256H159V257H160ZM166 256H167V255H166ZM217 256H218V255H217ZM219 256H220V255H219ZM253 256H254V254L252 255V257H253ZM256 256H254V260L256 259V258H255ZM14 257H15V256H14ZM18 257H19V256H18ZM20 257H21V256H20ZM22 257H23V256H22ZM34 257H35V256H34ZM48 257H49V256H48ZM95 257H96V256H95ZM127 257H128V256H127ZM131 257H132V256H131ZM141 257H142V256H141ZM156 257H157V256H156ZM159 257H158V258H159ZM163 257H164V256H163ZM168 257H169V256H168ZM24 258H25V257H24ZM40 258H41V257H40ZM88 258H89V257H88ZM88 258H87V259H88ZM117 258H118V257H117ZM138 258H139V257H138ZM138 258H137V259H138ZM186 258H188V257L186 256ZM204 258H205V257H204ZM214 258H215V257H214ZM216 258H217V257H216ZM216 258H215V260H216ZM258 258H257V259H258ZM15 259H16V257H15L13 260H15ZM34 259H35V258H34ZM45 259H46V258H45ZM47 259H48V258H47ZM50 259H51V258H50ZM77 259H78V258H77ZM77 259H76V260H77ZM84 259H85V258H84ZM84 259H83V260H84ZM104 259H105V258H104ZM115 259H116V258H115ZM128 259H130V258H128ZM140 259H141V258H140ZM140 259H138V260H140ZM10 260H12V258H11ZM22 260H23V259H22ZM38 260H40V259H38ZM78 260H79V259H78ZM78 260H77V261H78ZM89 260H90V259H89ZM91 260H92V259H91ZM120 260H122V259H120ZM133 260H134V259H133ZM138 260H137V261H138ZM161 260H162V259H161ZM184 260H185V257H184ZM17 261H18V260H17ZM34 261H35V260H33V262H34ZM42 261H41V263H42ZM101 261H102V258H101ZM107 261H109V260H107ZM107 261H106V262H107ZM113 261H114V260H113ZM130 261H132V258H131ZM141 261H142V260H141ZM141 261H140V262H141ZM163 261H164V260H163ZM201 261H202V260H201ZM210 261H212V260H210ZM19 262H20V260H19ZM19 262H18V263H19ZM21 262H22V261H21ZM24 262H25V260H23V263H24ZM83 262H84V261H83ZM120 262H121V261H120ZM127 262H128V261H127ZM132 262L134 263V261H132ZM159 262H160V260H159ZM159 262H158V263H159ZM166 262H167V259H166ZM188 262H189V260H188ZM202 262H203V261H202ZM213 262H215V261H213ZM260 262H261V260H260ZM23 263H22V264H23ZM26 263H27V262H26ZM46 263H47V262H46ZM76 263H77V262H76ZM104 263H105V261H104ZM124 263H125V262H124ZM124 263H123V264H124ZM129 263H130V262H129ZM152 263H153V262H152ZM154 263H155V262H154ZM161 263H162V262H161ZM184 263H185V262H183V264H184ZM196 263H199V262H196ZM14 264H15V263H14ZM19 264H21V263H19ZM81 264H82V263H81ZM87 264H88V262H87ZM110 264H112V263L110 262ZM121 264H122V262H121ZM125 264H126V263H125ZM202 264H203V263H202ZM210 264H211V263H210Z\"/></svg>",
  "mask_w": 264,
  "mask_h": 264
}]
</instances>
